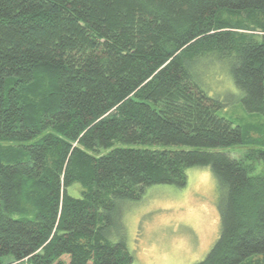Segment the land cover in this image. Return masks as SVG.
<instances>
[{"label": "trees", "instance_id": "trees-1", "mask_svg": "<svg viewBox=\"0 0 264 264\" xmlns=\"http://www.w3.org/2000/svg\"><path fill=\"white\" fill-rule=\"evenodd\" d=\"M203 58L264 115V0H0V264H130L120 203L193 165L222 192L194 264H264V134L218 114Z\"/></svg>", "mask_w": 264, "mask_h": 264}, {"label": "rangeland", "instance_id": "rangeland-1", "mask_svg": "<svg viewBox=\"0 0 264 264\" xmlns=\"http://www.w3.org/2000/svg\"><path fill=\"white\" fill-rule=\"evenodd\" d=\"M216 61L203 58L193 68L194 74L201 75V84L210 95L226 101L218 114L234 123L248 124L249 134L261 137L264 115L244 109L241 91L231 80L229 71ZM218 149L228 150L235 157L245 158L247 154V148L240 145ZM253 167V174L263 171L261 163ZM186 170L184 186L152 184L139 200L120 203V220L110 230L109 239H124L132 254L130 264H194L204 258L218 238L217 199L222 192L217 180L207 165H193ZM1 259L6 262L13 256L5 254Z\"/></svg>", "mask_w": 264, "mask_h": 264}]
</instances>
